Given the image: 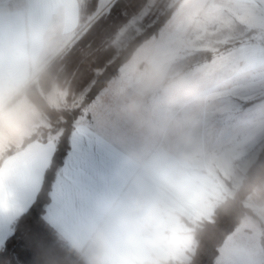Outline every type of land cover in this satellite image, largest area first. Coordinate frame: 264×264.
I'll list each match as a JSON object with an SVG mask.
<instances>
[{
	"label": "rangeland",
	"instance_id": "obj_1",
	"mask_svg": "<svg viewBox=\"0 0 264 264\" xmlns=\"http://www.w3.org/2000/svg\"><path fill=\"white\" fill-rule=\"evenodd\" d=\"M115 1L83 0L81 6H89V14L72 40L15 95L14 102L26 94L48 116L50 124L38 129L39 137L62 133V128L57 130L62 118L51 119L48 109L60 113L81 106V111L97 95L82 105L97 76L131 40L176 5L118 74L125 64L142 68L143 55L155 53L176 62L197 87L198 99L185 104L171 103L156 93V106L163 114L159 131L166 129L170 148L165 158L172 159L173 166L153 168L152 183L143 192L164 195L176 212L171 240L157 256L173 264H190L197 228L212 221L264 146V0H139L138 10L125 13L128 17L118 27L100 34L91 30ZM77 56L90 63L81 65ZM169 177L192 181V195L174 197L165 185ZM244 204L251 213L225 238L213 264H264V183Z\"/></svg>",
	"mask_w": 264,
	"mask_h": 264
},
{
	"label": "crops",
	"instance_id": "obj_2",
	"mask_svg": "<svg viewBox=\"0 0 264 264\" xmlns=\"http://www.w3.org/2000/svg\"><path fill=\"white\" fill-rule=\"evenodd\" d=\"M82 1L0 0V249L15 221L35 202L61 134L25 143L50 121L26 94L14 102L33 79L21 52L9 45L15 42L43 72L79 28ZM136 71L125 64L82 108L45 206V220L89 259L96 245L95 225L115 204L145 192L153 168L173 166L165 158L170 151L166 129L159 131L163 114L156 106L157 91L141 97L138 117L121 111L122 102L136 91Z\"/></svg>",
	"mask_w": 264,
	"mask_h": 264
},
{
	"label": "trees",
	"instance_id": "obj_3",
	"mask_svg": "<svg viewBox=\"0 0 264 264\" xmlns=\"http://www.w3.org/2000/svg\"><path fill=\"white\" fill-rule=\"evenodd\" d=\"M138 4L139 0H116L109 14L99 19L91 30L97 31L100 34L111 26L118 27L126 21L128 16L124 17L125 13L130 14L138 10ZM175 6L167 9L158 17L155 23L148 26L121 50L119 55L97 76L92 89L87 94L82 105L88 103L112 77L118 74L120 66L131 57L134 50L140 44L158 32L170 18L175 10ZM88 7L87 5L81 6L82 21L85 20L86 14H89ZM98 38L95 40L97 44ZM77 57H79V60L81 59V56ZM80 63L81 65L85 63L89 64L90 60L82 57ZM81 65L80 68H82ZM80 109L81 106L72 111L65 110L60 113L48 109L51 119L62 118L57 127V130L62 128V133L35 202L15 221L12 234L0 249V264H90L87 258L44 218L45 206L50 198L49 193L52 182L57 169L64 162L69 151L70 134L73 130L74 120L77 118ZM38 137L39 133L37 132L27 138L25 143ZM263 183L264 146L256 160L248 168L238 189L233 195L228 196L216 209L212 221L205 222L201 227L197 228L196 236L198 243L190 264L214 263L219 254V247L225 238L251 213V209L244 204L245 199Z\"/></svg>",
	"mask_w": 264,
	"mask_h": 264
},
{
	"label": "clouds",
	"instance_id": "obj_4",
	"mask_svg": "<svg viewBox=\"0 0 264 264\" xmlns=\"http://www.w3.org/2000/svg\"><path fill=\"white\" fill-rule=\"evenodd\" d=\"M13 52H21L24 69L32 79L42 72L39 62L10 42ZM143 67L135 73L136 91L121 104V111L130 116L141 114V97L150 91L161 93L169 102L190 103L198 99L197 87L187 73L163 55L145 53ZM9 101L11 97L8 98ZM165 185L176 197H188L194 192L190 180L166 178ZM176 212L161 194L139 193L126 203H117L112 211L95 225L96 245L90 264H171L157 256L172 236Z\"/></svg>",
	"mask_w": 264,
	"mask_h": 264
}]
</instances>
